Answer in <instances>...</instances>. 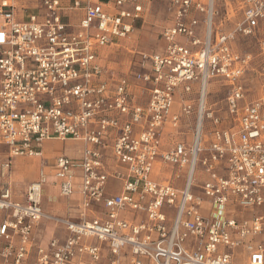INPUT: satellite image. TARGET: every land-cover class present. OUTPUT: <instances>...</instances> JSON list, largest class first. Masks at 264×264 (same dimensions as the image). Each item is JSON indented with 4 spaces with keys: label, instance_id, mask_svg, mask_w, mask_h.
I'll use <instances>...</instances> for the list:
<instances>
[{
    "label": "built area",
    "instance_id": "2783aa9c",
    "mask_svg": "<svg viewBox=\"0 0 264 264\" xmlns=\"http://www.w3.org/2000/svg\"><path fill=\"white\" fill-rule=\"evenodd\" d=\"M26 1L42 13L18 20ZM110 1L113 13L86 1L72 31L59 0H0V264H97L102 243L109 264H122L124 250L127 264H264V71L261 96L246 102L252 57L232 48L264 27V0H242V19L228 32L214 28L215 0H165L171 22L160 32L162 50L140 52L138 70L119 77L97 63L96 51L130 38L143 8ZM259 47L264 54V41ZM210 82L228 87L230 127L207 103ZM110 134L115 172L99 150ZM167 135L179 141L166 145ZM47 140L83 143L80 162L55 160L59 195L80 196L75 221L42 212L43 172L22 202L13 200V162L41 156ZM157 162L176 170L174 180L186 169L181 189L151 179ZM109 178L122 183L120 194H105ZM94 207L104 220L88 219ZM124 211L146 219L129 224L119 218ZM43 219L65 227L63 243L35 245Z\"/></svg>",
    "mask_w": 264,
    "mask_h": 264
},
{
    "label": "crops",
    "instance_id": "0c3cea01",
    "mask_svg": "<svg viewBox=\"0 0 264 264\" xmlns=\"http://www.w3.org/2000/svg\"><path fill=\"white\" fill-rule=\"evenodd\" d=\"M88 0H59L61 11L60 15L62 21L70 26L72 31L77 30V26L84 17V5ZM95 4H101L106 11L113 13V4L110 0H89ZM154 0H132L131 3L125 6L126 9L132 8L135 4H140L143 8L142 20L136 24L133 35L126 40H118L113 44L101 48L96 51L97 63L104 67L106 70L113 73L115 76L130 75L138 70V54L140 52H158L162 50V42L160 40V33L155 36V31L150 28L148 23H152L149 19L153 17L147 16L146 12L149 9L151 3ZM165 1V0H164ZM78 3L79 7H74V3ZM42 13L41 7L36 2H21L18 5L16 17L18 20H27L29 14L40 15ZM165 13L166 19L164 28L171 22V17L166 11L165 2ZM148 22V23H147ZM140 24V25H139ZM139 25V27H138ZM148 25V26H147ZM163 29V28H162ZM162 31V30H161ZM160 31V32H161ZM147 44V48L144 46ZM143 47V48H142ZM150 49V50H149ZM115 50L117 53H110ZM251 66L248 69L245 79L244 86L246 91V77ZM134 96L137 98V102L144 104L147 95H141L139 89L133 90ZM185 130V129H184ZM113 141V134L109 135L104 144L99 147L100 152L103 154L106 168L108 172H115L117 169L114 159L112 157L111 145ZM171 141H179V137L166 136V145ZM168 146L164 148L167 149ZM83 150V143L75 142L72 140L58 141V140H47L41 148V156L33 158H18L12 164L11 170V181L10 186L12 190L13 200L16 202H22L27 186L35 182L40 173L46 177V184L43 187L42 195V212L49 217L54 219H71L77 220L79 218V203L80 196L75 192L69 199L62 198L59 195L57 180L55 179V160L58 156H66L75 163L80 162L81 154ZM6 148L0 146V163L4 161ZM176 170L169 165L161 164L157 162L153 168L151 179L155 182L162 184H173L175 188L181 189L184 184V177L186 169L180 171V179L174 180V174ZM79 183V178L75 180V184ZM112 184V190L108 191V185ZM122 183L109 178L105 187V194L107 196L118 195L121 193ZM198 193L197 189L194 191ZM168 211V210H167ZM169 213V211L167 212ZM104 210L101 207H94L92 212L88 214V219H99L104 220ZM119 218L132 225H137L145 221L146 217L139 213H130L128 211L121 212ZM34 239L36 246H46L47 243L56 239L59 243H63L67 237V231L62 224L54 221L53 219H43L34 227ZM89 244H96L94 240L87 241ZM101 248V260L97 264H109L111 255L107 249V245L102 243L99 244ZM129 258L128 250H124L121 258L122 264H127Z\"/></svg>",
    "mask_w": 264,
    "mask_h": 264
},
{
    "label": "rangeland",
    "instance_id": "374dc122",
    "mask_svg": "<svg viewBox=\"0 0 264 264\" xmlns=\"http://www.w3.org/2000/svg\"><path fill=\"white\" fill-rule=\"evenodd\" d=\"M215 10L217 15L214 19V28L222 29L225 32L230 31L234 26L242 19V0H215ZM147 16L153 17L149 19L152 23H148L150 28L155 31V36H158L166 19L165 13V1L154 0L149 6L146 12ZM140 25V24H139ZM138 25V27H139ZM147 25V26H148ZM264 41V27L256 32L251 37H239L232 44V48L239 53H248L252 57L250 64L251 70L246 77V102L253 101L261 96V72L264 71V54L260 51V42ZM147 44L144 46V48ZM143 48V47H142ZM147 48V47H146ZM150 50V49H149ZM113 54L117 52L113 50ZM228 94V87L222 82H210L207 88L206 100L208 105L214 106L220 113V116L224 119L223 127H230L228 124L229 117L226 114L225 98ZM192 132L186 133V137L190 138ZM21 159V158H20ZM107 190H112V184L108 185ZM238 211L239 209L229 205L228 210ZM238 254V250L236 251Z\"/></svg>",
    "mask_w": 264,
    "mask_h": 264
}]
</instances>
